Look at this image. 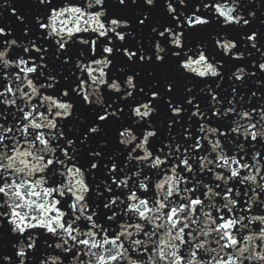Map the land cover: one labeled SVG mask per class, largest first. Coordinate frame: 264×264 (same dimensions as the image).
Returning a JSON list of instances; mask_svg holds the SVG:
<instances>
[{"label":"snow or ice","instance_id":"obj_1","mask_svg":"<svg viewBox=\"0 0 264 264\" xmlns=\"http://www.w3.org/2000/svg\"><path fill=\"white\" fill-rule=\"evenodd\" d=\"M251 3L0 0V264H264Z\"/></svg>","mask_w":264,"mask_h":264},{"label":"water","instance_id":"obj_2","mask_svg":"<svg viewBox=\"0 0 264 264\" xmlns=\"http://www.w3.org/2000/svg\"><path fill=\"white\" fill-rule=\"evenodd\" d=\"M140 3L142 4V0H140ZM257 3L264 5V0H252V3L249 5V8L254 7ZM261 10H264V9H261ZM165 15H166V13L164 12V8H163V0H157V7H156V9L153 10L150 19H153V20L161 19L162 20ZM257 15H258V19H257V21L253 22V27L260 28L261 31H264V27H262L259 24V20L264 19V17L259 15V11H258ZM257 55H258V53H257ZM250 87H251V85H250Z\"/></svg>","mask_w":264,"mask_h":264}]
</instances>
